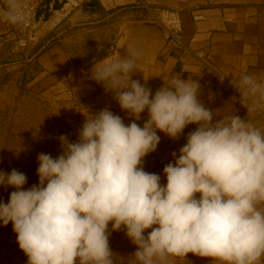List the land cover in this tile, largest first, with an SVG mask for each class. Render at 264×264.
<instances>
[{
  "label": "clouds",
  "instance_id": "clouds-1",
  "mask_svg": "<svg viewBox=\"0 0 264 264\" xmlns=\"http://www.w3.org/2000/svg\"><path fill=\"white\" fill-rule=\"evenodd\" d=\"M29 17V0L0 5V19L12 25ZM138 55L129 47L107 56L90 76L132 122L85 108L78 140L62 135L61 155H38V185L25 189V174L0 171V186L14 189L0 202V222H11L28 264L122 262L109 247L111 232L121 230L136 246L127 264H176L189 253L211 264H264V129L234 111L209 109L192 76L172 77L153 94L148 78L132 79ZM229 83L248 114L264 111V79L242 74ZM189 125L195 128L164 167L162 185L143 159L156 150L158 131L177 140Z\"/></svg>",
  "mask_w": 264,
  "mask_h": 264
},
{
  "label": "crops",
  "instance_id": "crops-1",
  "mask_svg": "<svg viewBox=\"0 0 264 264\" xmlns=\"http://www.w3.org/2000/svg\"><path fill=\"white\" fill-rule=\"evenodd\" d=\"M2 3L0 0V5ZM64 11H74L87 18L117 16L122 20L112 50L107 49L101 56L75 53L65 40H55L53 33L37 32L51 37L53 42L41 46L34 55L35 82L41 88L58 94L71 107L70 142L78 140L86 119L82 113L87 114L86 109L95 114L108 108L126 125L132 122V118L120 109L113 94L106 93L101 84L90 78L97 61L107 56L112 59L124 56L129 47L139 54L137 72L132 79L143 84L144 77L148 78L147 87L153 94L172 77L181 75L187 79L192 76L199 79L201 99L209 109H219L217 114L221 116L234 111L235 115L250 119L264 129L259 111L248 114L239 102V92L229 83L232 77L238 79L242 74L264 79V0H70L68 8L58 13ZM165 12L176 15L182 26L184 44L200 59L194 54L163 52L158 21ZM43 24L40 25L42 29L47 26V23ZM10 40L5 21L0 19V47ZM220 75L228 76L221 82ZM146 120L147 111L136 122L142 127ZM194 128L193 125L186 127L177 140L158 131L160 142L154 152L144 157V171L160 175L161 184H166L163 169L175 162L173 153L178 157L187 134ZM61 153L51 156L56 158ZM13 169L26 175L25 189L39 184L37 170L27 171L22 165H0V171L6 174ZM12 191L11 187L0 186V202L8 203ZM109 247L116 256L124 258L122 262L114 260V264H127L128 257L136 251L124 230L111 232ZM176 264H211V260L189 253L185 259H178Z\"/></svg>",
  "mask_w": 264,
  "mask_h": 264
},
{
  "label": "rangeland",
  "instance_id": "rangeland-1",
  "mask_svg": "<svg viewBox=\"0 0 264 264\" xmlns=\"http://www.w3.org/2000/svg\"><path fill=\"white\" fill-rule=\"evenodd\" d=\"M120 22L117 16L87 18L64 11L51 16L44 29V24L36 27L25 45L12 39L0 47V165L37 170L38 155L62 152L59 137H68L71 107L35 82L34 55L53 42L37 32L53 33L75 53L101 56L114 45Z\"/></svg>",
  "mask_w": 264,
  "mask_h": 264
},
{
  "label": "built area",
  "instance_id": "built-area-1",
  "mask_svg": "<svg viewBox=\"0 0 264 264\" xmlns=\"http://www.w3.org/2000/svg\"><path fill=\"white\" fill-rule=\"evenodd\" d=\"M46 0H29L30 17L28 23L18 26L5 22L9 38L17 40L25 45L26 41L32 39L35 29V16L39 9L44 8ZM163 41V52L177 51L178 53L194 54L183 42L182 26L176 15L170 12L162 14L158 21ZM112 50V46L109 47ZM197 58L200 56L194 54ZM264 116V111H259ZM0 264H28V258L19 248L17 234L13 231L11 222L4 225L0 222Z\"/></svg>",
  "mask_w": 264,
  "mask_h": 264
},
{
  "label": "water",
  "instance_id": "water-1",
  "mask_svg": "<svg viewBox=\"0 0 264 264\" xmlns=\"http://www.w3.org/2000/svg\"><path fill=\"white\" fill-rule=\"evenodd\" d=\"M69 5L70 0H46L44 8L39 9L36 13L34 27L47 23L54 13L67 9Z\"/></svg>",
  "mask_w": 264,
  "mask_h": 264
}]
</instances>
